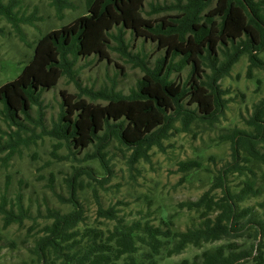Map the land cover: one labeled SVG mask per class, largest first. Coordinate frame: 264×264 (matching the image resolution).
<instances>
[{
	"label": "trees",
	"instance_id": "trees-1",
	"mask_svg": "<svg viewBox=\"0 0 264 264\" xmlns=\"http://www.w3.org/2000/svg\"><path fill=\"white\" fill-rule=\"evenodd\" d=\"M146 2L86 0L89 16L77 29L71 30L75 20L58 34L41 35L24 73L0 84V102L18 131H23L24 122L36 121L73 155L95 148L93 156L85 154L88 159H105L106 150L116 141L131 152L134 165L148 161L150 151L163 147L176 131L221 121L229 106L221 82L242 57L249 60L250 75L258 69L264 71L260 56L264 54V0H175L164 6ZM54 3L66 8L64 0ZM12 4L6 7L0 2V13L17 22L13 9L19 0ZM170 12L176 15L170 16ZM154 13L166 15L155 20ZM127 31L136 40L157 43L166 54L152 61L144 49L132 52ZM109 53H120L140 67L143 78L136 87L129 94L115 87L83 90L90 101L62 92L60 116L53 129H45L44 92L65 78L83 89L77 76L81 58H109ZM188 68V80L174 78ZM99 100L104 104L97 103ZM246 127L227 135L232 160L215 177L214 186L197 200L179 205L197 215L187 229H178L173 217L156 226L150 220L129 222L109 209L100 211L115 222L112 230H82L84 213L73 191V210L49 211L43 235L30 249L31 262L17 264H162L189 247L206 245L211 247L177 264H264V202L260 212L244 206L264 193L256 173L257 167L264 166V99L254 106ZM180 165L185 173L201 167L195 160ZM236 174L244 177L239 187L229 183ZM0 213L7 228L23 225L28 216L21 200L11 208L0 204ZM220 242L225 243L214 246Z\"/></svg>",
	"mask_w": 264,
	"mask_h": 264
},
{
	"label": "rangeland",
	"instance_id": "rangeland-1",
	"mask_svg": "<svg viewBox=\"0 0 264 264\" xmlns=\"http://www.w3.org/2000/svg\"><path fill=\"white\" fill-rule=\"evenodd\" d=\"M0 2L6 7H13V0ZM64 2L66 8L58 7L54 0H19L13 9L17 22L0 13L1 85L24 73L27 63L33 58L34 43L41 35L58 34L64 26L76 20L71 28L75 30L89 16L86 15V0ZM174 2L147 0L146 3L164 6ZM0 10L3 11L1 6ZM146 10L150 12V7ZM169 14L176 15L175 12ZM165 15L154 13L152 18L161 20ZM126 38L132 52L144 49L152 61L166 54L165 50L158 49L157 43L134 39L131 31L126 32ZM108 56L90 57L89 60L81 58L77 65V76L83 89L65 78L56 87L44 92L43 99L47 106L45 129H53L54 122L60 116L64 100L62 92L82 95L90 101L83 90L115 87L129 94L136 87L143 78L136 62L120 53H109ZM260 56L264 60V54ZM189 72L190 68L175 73L174 78L188 80ZM221 85L228 93L229 106L219 123L213 126L194 125L190 131H176L163 147H154L150 151L148 161L140 160L134 165L131 164V152L116 141L106 150L105 159H88L85 154L93 156L95 148L83 153L76 151L73 155L66 144L60 147L55 137L46 135L44 128L36 121L24 122L23 131H18V126L7 116L0 102V204L6 203L11 208L21 200L28 213L23 225L14 224L8 228L0 213V264L30 263V249L34 240L43 235V227L49 221V211H72L70 200L73 191L76 193V203L84 213L85 222L80 225L82 230H112L115 222L105 218L100 211L109 209H114L118 216L129 222L150 220L156 226L162 225L164 219L173 217L178 229H187L197 215L181 210L179 205L197 200L208 192L214 186L215 177L232 160L230 144L225 139L232 130L247 128L246 122L254 106L264 99V71L258 69L250 75L249 60L244 56ZM97 103L104 104L103 100ZM32 116L37 119L35 111ZM19 117L24 120L20 114ZM190 160L197 161L201 167L185 173L180 164ZM256 173L259 184L264 187V166L261 169L257 167ZM243 180V176L236 174L230 177L229 183L239 187ZM263 202L264 193L244 206H252L260 212ZM210 247H189L182 255L165 259L162 264L192 260Z\"/></svg>",
	"mask_w": 264,
	"mask_h": 264
}]
</instances>
